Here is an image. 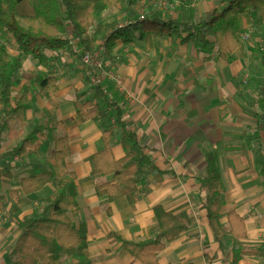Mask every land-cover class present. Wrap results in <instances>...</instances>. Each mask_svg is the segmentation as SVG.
<instances>
[{"label": "crops", "instance_id": "0c3cea01", "mask_svg": "<svg viewBox=\"0 0 264 264\" xmlns=\"http://www.w3.org/2000/svg\"><path fill=\"white\" fill-rule=\"evenodd\" d=\"M122 7L118 5L102 15L118 17ZM197 7L196 1L193 9L197 10ZM177 8H182V3ZM176 10L168 16L182 20L181 16H175ZM152 11L155 14L157 10ZM245 26L244 22L241 28ZM8 41L13 43L11 38ZM102 41L98 40L91 50L97 49ZM242 44L230 62L219 58L216 52L210 61H205V55L194 44L153 36L131 46L119 44L112 57L108 58L111 68L122 80L123 89L109 81L101 85L124 111L123 118L129 129L137 134L144 153L158 169L140 186L134 205L126 198L108 203L96 192L97 185L110 179L103 176L99 183L95 180L99 175L92 173V157L104 149V145L99 146L104 129L97 123L77 118L74 103L79 93L85 92L91 97L88 90L97 85L88 79L79 61L70 53L46 55L49 58L47 68L26 59L24 68L26 63L40 68L33 75L34 85H28L32 93L27 124L22 127L16 120H10L0 159L13 158H3V151L19 145L35 125L46 129L48 139L38 142V150L23 157L16 156L23 163L19 175L9 166L0 167L11 168L16 175L13 180L0 182L4 188L0 193V264H13L15 261L12 249L21 235L16 232V223L40 209L33 210V201L39 200L40 204L52 196L58 184H49L39 192L11 201L9 196L12 191L20 189L21 179L34 175L33 165L50 167L54 141L65 132L72 149L67 167L69 173L76 176V200L80 207L76 222L84 220L87 223L88 247L85 254L92 264H141L122 248V243L114 242L108 236L116 233L124 240L136 242L154 238L156 206L176 215L183 214L188 226L179 238L159 253V264H232V247L223 252L204 207L208 190L201 179L207 175L210 154L217 158L224 187L221 223L229 234L228 214L235 211L244 220L247 233L246 238L237 239L235 243L249 252H257V255L242 257L238 264H264V100L260 101L258 97L251 100L240 89L242 82L239 76L248 60L244 42ZM118 55L121 58L115 61ZM251 58L257 59L254 52ZM38 74L59 79L58 105L53 106L41 94L35 82ZM256 92L255 88L251 92L252 97ZM255 100L260 103L256 111L253 110ZM66 104L72 109L70 117L61 112L57 114L58 109ZM45 115L48 117L44 120ZM51 115L58 120L52 119ZM48 119L54 122L53 133L49 122L46 123ZM115 132L112 152L119 161L125 157V152L117 128ZM73 135H77V147H80L76 151L81 153L76 163L73 162ZM51 146L50 155H47ZM12 214L16 217L11 218ZM8 216L9 220L6 219ZM228 234L226 239L233 243ZM68 264H77V260L68 258Z\"/></svg>", "mask_w": 264, "mask_h": 264}, {"label": "trees", "instance_id": "16d2710c", "mask_svg": "<svg viewBox=\"0 0 264 264\" xmlns=\"http://www.w3.org/2000/svg\"><path fill=\"white\" fill-rule=\"evenodd\" d=\"M187 16L166 19L155 11L133 24L118 27L116 22H97L103 13L122 5L135 18L139 0H0V152L4 134L9 130L10 120L14 119L22 127L27 124L32 88L22 85L21 73L27 58L38 62L42 67L49 66L45 51L72 53L70 45L63 36L68 35L70 27L84 49L91 50L98 40L105 43V57L111 58L119 44L131 46L156 36L162 39H180L182 43L194 44L210 61L213 53L225 62H230L236 51L243 46L241 27H261L264 25V0H221L218 7L196 20L194 4L196 0H180ZM9 38L13 43L9 42ZM10 43V44H9ZM17 53H12L10 48ZM263 76L259 92L264 95V53L254 51ZM89 79V78H88ZM41 94L52 104L58 105L57 77L38 74L35 80ZM76 116L83 122L92 121L104 127L102 143L104 149L92 157L93 175L108 176V182L97 185L99 198L108 203L126 198L131 205L136 203L140 186L158 170L151 158L140 146L137 134L125 122L124 111L109 96L105 87L97 85L93 94L83 92L74 103ZM63 126L62 124H60ZM115 128L121 135L120 143L125 157L117 161L112 152ZM48 139L46 129L35 125L19 145L4 152L3 158L23 157L28 152L38 150L39 141ZM54 156L50 167L33 165L34 175L21 179L20 189L12 191L9 201L20 196H28L43 190L47 185L57 183L55 193L43 200V207L33 215L16 223L20 232L12 249L13 264H63L64 259L77 260V264H92L86 258L88 230L86 221L76 222L80 207L76 200V176L69 173L67 162L72 149L67 132L54 141ZM16 178L11 168L0 169V182ZM201 182L208 190L205 208L208 211L210 226L215 232L221 249L227 234L222 223L221 213L224 203L221 199L224 187L214 154L207 158V175ZM157 222L154 238L136 242L124 240L116 233L108 238L122 243V248L141 264H159L158 255L168 244L175 241L187 229L183 214L168 212L162 206L154 208ZM232 238V264H238L246 255H257L237 245V239L246 238L244 220L235 211L228 214Z\"/></svg>", "mask_w": 264, "mask_h": 264}, {"label": "rangeland", "instance_id": "374dc122", "mask_svg": "<svg viewBox=\"0 0 264 264\" xmlns=\"http://www.w3.org/2000/svg\"><path fill=\"white\" fill-rule=\"evenodd\" d=\"M196 1L199 4V7H197V10L193 11V14H194V18L196 20H198L201 18V17H199L200 15L205 16L207 12H209V11L213 10L215 7H217L220 4L221 0H196ZM170 2L173 3L174 0H170ZM152 10H154L153 0H139V6L135 10V14L136 13L137 14L145 13L146 16H148V15L154 14L153 13L154 11H152ZM119 12L120 13L118 14V17H114L111 14L101 15L100 17H98L97 22H108V23L109 22H116L118 24H123L128 20L129 12L125 7H122V9ZM175 16L176 17L181 16V18H183V17L187 16V12L183 8H177ZM162 17H164L166 19L170 18L168 16V14H163ZM240 34H242V35L249 34V39L247 41H245V39L242 37V40L244 42V50L247 53L246 58L248 60L246 61L245 69L243 70V72L239 76L241 82H242L243 78H245V76L248 77V80H247L246 84H244L243 82L241 83L240 89L243 90L242 93L245 94V96L247 98H250L252 100V99H256L258 97L260 101L261 100L263 101L264 95H259V91L255 93L254 97H252V95H251V92H254L255 88H256V90H259V88L261 87V78L263 76V73H262L261 68L259 66V63H258V60L251 58V55L253 54V52L255 50H260L262 53H264V25L261 27H246L245 26L244 28L241 29ZM11 51H12V53H17V51H15L14 49H11ZM52 53H53V51L46 50V55L48 57ZM120 58H121V56L118 55L115 58V61H117ZM27 60L32 61L31 58H27ZM106 63H107V66L109 68H111V63L108 60V58L106 59ZM79 64L81 65V62H79ZM36 69H40V68H37L36 65H32L30 63L25 64V68L23 69V71L21 73V76H22L21 86L22 85H32V86L34 85L33 75L36 74V72H37ZM93 89H94V87H91L88 90V93H90V96L93 94ZM33 93H34V91H33ZM254 102H256V103H255V106L253 107V110L256 111V109L260 108V103H258V100H255ZM254 102L252 104H254ZM60 112L64 113V114H68L65 116L70 117V115L72 114V109L70 107H68L66 104V105H62L61 108L58 109L57 114ZM47 117H48V115H45L44 120ZM50 117L52 119L58 120V118H53L52 115ZM46 123H48V125L51 126L50 132L53 133L52 126H54V122H52L51 119H48V121ZM69 125H70V123H69ZM72 125L73 124H71V127H72ZM99 127L104 129V127L101 125ZM75 129L76 128L74 126L73 130H75ZM77 135H79V133ZM77 135L72 136L74 149H75L74 157H73V160H75V161H73V162H75V163L77 162L78 154H81V153L76 151V149H78V151L80 149V147H77L78 146V142L76 140ZM56 137H59V135H56ZM5 145H6V142H5ZM99 146L103 147V144L101 141H100ZM81 149L84 150V148H81ZM5 150L8 151L9 149L5 148ZM51 150H52V146L49 150H47V155H50L49 151H51ZM3 152H5V151H3ZM0 161H2V160L0 159ZM22 165H23L22 160L19 158H16V157H13V158H10L7 160H3L2 162H0V167L9 166V167L15 169L16 173H18V175L21 172V168H22L21 166ZM47 165H49V164L47 163ZM71 165H72V161H71ZM69 168H70V165H69ZM103 178H104L103 176L99 175V176L95 177V180H98L100 183ZM3 191H4V188H3V186L0 185V193ZM38 202H39V200L33 201V210H36L37 207H39L40 209H37L36 211H39L42 209L43 202H41L40 204ZM38 204H39V206H38ZM36 211H34V213ZM14 215L12 214L11 218L16 217ZM31 215H33V214H30L26 217H29ZM6 219L9 220V216ZM3 220H4V218H3ZM229 241H230L229 239L228 240L226 238L223 239V243H224V251L223 252H226V251L228 252L230 250L231 247H230ZM63 264H68V258L67 257L64 259Z\"/></svg>", "mask_w": 264, "mask_h": 264}, {"label": "built area", "instance_id": "2783aa9c", "mask_svg": "<svg viewBox=\"0 0 264 264\" xmlns=\"http://www.w3.org/2000/svg\"><path fill=\"white\" fill-rule=\"evenodd\" d=\"M181 4L180 0H153L154 9L162 14H171L176 10V7ZM146 17L145 13H139L135 18H128V20L123 24H118V27L128 26L133 24L138 20H144ZM242 37L247 41L249 39V34L242 35ZM64 40H67L72 53L79 56L81 59V67L85 75L91 80L95 85H101L104 81L113 82L120 90L123 89V83L119 75L109 68L106 63V47L105 43L102 41L99 47L94 50H86L78 39L75 38L72 30L69 31L68 35L63 36ZM248 77L245 76L242 82L247 83Z\"/></svg>", "mask_w": 264, "mask_h": 264}]
</instances>
